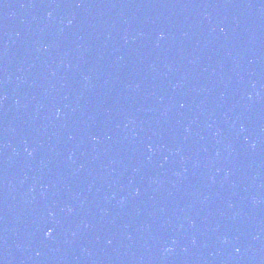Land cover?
<instances>
[{"label":"water","instance_id":"1","mask_svg":"<svg viewBox=\"0 0 264 264\" xmlns=\"http://www.w3.org/2000/svg\"><path fill=\"white\" fill-rule=\"evenodd\" d=\"M146 264H264V0H182Z\"/></svg>","mask_w":264,"mask_h":264},{"label":"snow or ice","instance_id":"2","mask_svg":"<svg viewBox=\"0 0 264 264\" xmlns=\"http://www.w3.org/2000/svg\"><path fill=\"white\" fill-rule=\"evenodd\" d=\"M46 235H51V229L45 233Z\"/></svg>","mask_w":264,"mask_h":264},{"label":"clouds","instance_id":"3","mask_svg":"<svg viewBox=\"0 0 264 264\" xmlns=\"http://www.w3.org/2000/svg\"><path fill=\"white\" fill-rule=\"evenodd\" d=\"M46 235V234H45Z\"/></svg>","mask_w":264,"mask_h":264}]
</instances>
